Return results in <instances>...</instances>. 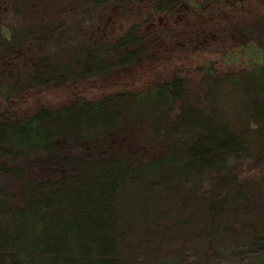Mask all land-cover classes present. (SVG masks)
<instances>
[{
    "label": "trees",
    "instance_id": "16d2710c",
    "mask_svg": "<svg viewBox=\"0 0 264 264\" xmlns=\"http://www.w3.org/2000/svg\"><path fill=\"white\" fill-rule=\"evenodd\" d=\"M41 1L9 8L22 17ZM69 5L0 26V55L37 45L31 65L0 64V97L123 69L153 47L146 26L159 17L217 18L231 8L230 0ZM115 9L128 19L124 31L88 34ZM244 26L264 37L260 24ZM249 48L257 61L233 73L205 61L198 78L177 66L141 90L29 114L0 110V264H264V172L246 171L253 162L264 169V54Z\"/></svg>",
    "mask_w": 264,
    "mask_h": 264
},
{
    "label": "rangeland",
    "instance_id": "374dc122",
    "mask_svg": "<svg viewBox=\"0 0 264 264\" xmlns=\"http://www.w3.org/2000/svg\"><path fill=\"white\" fill-rule=\"evenodd\" d=\"M241 1L242 4L240 0H230L231 8L217 18L197 13L188 18L183 15L177 21H168L161 16L158 22L146 26L147 32L153 34L154 45L136 63L83 81L67 82L57 87L37 86L7 101L0 97V110L6 109L9 104L18 112L29 114L40 107H58L76 98L96 99L116 91L141 90L149 88L154 78L163 77L164 73L177 66H184L183 73L186 71L189 78H198L202 74L198 67L201 68L205 61L214 62V66L223 73L241 70L245 62L251 64L257 61L256 54L249 47H258L264 54V37L245 35L243 29L246 24H260L264 29L260 21L264 17V0ZM9 6V0H0V26L11 27L17 22L21 25L24 15L25 20L33 16L40 18L42 14H53L70 7L69 0H43L33 7L34 10H27L22 17H16ZM117 13L115 9V15L110 16L108 22L98 19L103 26L91 29L88 34L97 38L116 37L129 25L128 19L118 17ZM247 49L248 56H244ZM225 52L226 55L222 57ZM34 55H37V45L25 42L17 51L9 50L0 55V64L6 71L20 69L24 65H31ZM246 171L253 175L264 172V169L253 162L246 166Z\"/></svg>",
    "mask_w": 264,
    "mask_h": 264
}]
</instances>
